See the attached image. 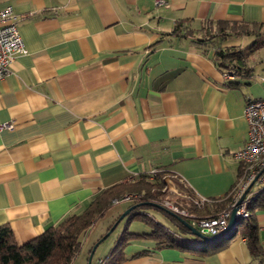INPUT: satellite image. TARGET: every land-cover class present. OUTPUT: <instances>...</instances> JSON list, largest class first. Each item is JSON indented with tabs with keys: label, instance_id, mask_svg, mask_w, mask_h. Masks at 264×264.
Segmentation results:
<instances>
[{
	"label": "crops",
	"instance_id": "obj_1",
	"mask_svg": "<svg viewBox=\"0 0 264 264\" xmlns=\"http://www.w3.org/2000/svg\"><path fill=\"white\" fill-rule=\"evenodd\" d=\"M168 2L0 0V9L12 8L27 50L0 80V123H13L0 130V226L18 244L151 168L162 170L164 200L189 211L192 199L222 198L237 182L241 164L234 153L247 140L243 108L264 97V0ZM179 22L186 32L172 34ZM215 22L224 34L199 42ZM219 46L235 47L244 62L219 65ZM172 178L192 199L177 192ZM122 202L119 211L135 201ZM151 210L161 212L144 209L180 245L158 246L151 226L129 215L111 241L92 251L111 227L96 229V221L71 264H88L91 253V263L104 257L123 234L117 264H264V206L248 209L256 252L242 230L247 220L220 235L226 238L213 249Z\"/></svg>",
	"mask_w": 264,
	"mask_h": 264
},
{
	"label": "trees",
	"instance_id": "obj_2",
	"mask_svg": "<svg viewBox=\"0 0 264 264\" xmlns=\"http://www.w3.org/2000/svg\"><path fill=\"white\" fill-rule=\"evenodd\" d=\"M235 26V24H231L230 28L236 30ZM210 29H213L215 34H209V29H206V37L198 38L199 42L223 35L225 27L223 23L215 22L211 25ZM185 30L186 26L182 22H179L174 25L171 33L179 35L186 32ZM243 30L246 31V29ZM214 56L218 60L217 63L219 65H225L226 67L238 66L244 62L240 52L233 46L217 47ZM232 60H236L237 64H232ZM141 176L135 183L118 184L100 191L83 212L66 217L57 225L45 229L41 234L22 244H18L15 241L8 226L1 225L0 264H71L80 248L81 238L84 233L93 224L94 220L102 215L109 207L112 199L120 198L125 193H132L138 198L134 202L136 207L130 211V218L134 216L143 218L151 226L149 235L156 241L158 246L180 245L178 237L175 236V232L169 231L168 227L163 223L153 221L148 216V213L144 211L145 208L158 209L168 217L169 221L176 226L179 232L192 235L189 229L177 217L168 213L170 211L169 209L157 203L159 201L156 200V197L160 196L159 189L162 186L161 172H158L152 178L147 172ZM259 199V196L254 198L251 201L253 205H249L248 209H253L256 205L264 206L263 200L261 201ZM231 201L232 196L231 192H229L222 198L211 199V201L201 207H193L194 212H191L199 217L213 216L220 210L226 208ZM148 202H155L160 205L157 207L162 209L148 205ZM220 207L221 209H218ZM183 218L190 223L191 220L189 217L184 216ZM246 220L242 230L247 238L250 249L256 252L258 250L256 225L251 214ZM225 238L222 236L214 240H204L201 242L212 244V248L217 249L221 247ZM126 240L127 238L124 234L121 238L119 237L115 246L104 256V264H117V261L121 258V255H118L116 250L117 246L121 247ZM208 250V247H206L203 251Z\"/></svg>",
	"mask_w": 264,
	"mask_h": 264
},
{
	"label": "built area",
	"instance_id": "obj_3",
	"mask_svg": "<svg viewBox=\"0 0 264 264\" xmlns=\"http://www.w3.org/2000/svg\"><path fill=\"white\" fill-rule=\"evenodd\" d=\"M154 4L156 6H168L169 2L168 0H154ZM26 53L27 50L20 36L12 8L6 6L0 9V80L8 72L11 61L16 56L25 55ZM262 79L264 80V77ZM243 116L247 122V140L234 153L235 158L241 164V168L238 180L230 191L232 196L231 203L216 215L199 217L189 210L178 208L177 205L169 200L162 202V206L170 211L189 217L191 220L190 224L207 236L221 233L224 230L231 207L249 186L248 192L243 197L236 211L239 218L238 221L250 215L248 205L254 198L259 196L264 199V97L247 100L243 108ZM12 127V122L0 123V130L4 128L11 129ZM161 171L158 168H151L147 173L152 178ZM254 186L259 187L254 190ZM130 196V194H127L121 198H114L112 201L116 203L127 200ZM192 201L197 207H201L211 200L202 197L194 198ZM91 264H104V257L97 258Z\"/></svg>",
	"mask_w": 264,
	"mask_h": 264
},
{
	"label": "rangeland",
	"instance_id": "obj_4",
	"mask_svg": "<svg viewBox=\"0 0 264 264\" xmlns=\"http://www.w3.org/2000/svg\"><path fill=\"white\" fill-rule=\"evenodd\" d=\"M207 29H209V33H211V32H214V30L213 29H210V28H207ZM238 40V39H237ZM245 39H243L242 38V40L240 41V39H239V43H241V45H242V47H244V45H245ZM231 42V41H230ZM261 64V63H260ZM260 66H264V65H260ZM162 176V175H161ZM163 177V176H162ZM173 180H174V183H175V185H177V192L178 193H180L182 196H184L185 197V199H187V200H190V199H192V196H190V194H189V191H187V189L181 184V182H179V181H177L176 179H174V178H172ZM170 180H171V178H170ZM164 183H165V180H164ZM259 186H254L253 187V189L255 190V189H257ZM165 189V187L162 185L161 187H160V189H159V191H160V196L159 197H156V200H158L159 202H157V203H159V204H162V202H163V200L164 199H166L167 197H168V195H167V190H164ZM127 194H130V193H125V194H123L122 196H124V195H127ZM131 196H130V198L129 199H127V200H130V199H134V201L135 200H137L138 198L134 195V194H130ZM121 196V197H122ZM120 197V198H121ZM111 203H113V204H110L109 205V207L106 209V211L104 212V214L103 215H100V216H98L95 220H94V222H93V224L89 227V229L91 228V227H93V225L95 224V222L97 221V228L96 229H98V227H101V226H108L109 224H111V225H113V223H114V221L119 217V215L123 212V211H119V207L120 206H117L116 205V203H114L113 201H111ZM119 204H123V202L122 201H119ZM124 204L126 205V204H128V202H124ZM176 205V204H175ZM162 206V205H161ZM177 207L178 208H182V207H180L179 205H177ZM182 209H184V208H182ZM187 210V209H186ZM151 212L155 215V217L157 218V219H159V220H161V221H165L164 220V216L161 214V212H158V211H155V210H151ZM175 213V212H174ZM177 215H179V216H181L182 217V215H180V214H178V213H176ZM184 217V216H183ZM182 217V218H183ZM114 220V221H113ZM245 220H246V218H244V219H242V221H240V223L241 224H243L244 222H245ZM124 222H125V218H123V219H121L120 221H119V223L116 225V227L102 240V242H101V244L103 245L104 243H106V242H109V241H111V239L114 237V236H116L117 235V233L118 232H120L122 229H123V227H124ZM88 229V230H89ZM93 229V228H92ZM194 237V236H193ZM192 240H194V241H196V239L194 238V239H192ZM97 258H99V257H95V259L92 261V263L93 262H95V260L97 259Z\"/></svg>",
	"mask_w": 264,
	"mask_h": 264
},
{
	"label": "water",
	"instance_id": "obj_5",
	"mask_svg": "<svg viewBox=\"0 0 264 264\" xmlns=\"http://www.w3.org/2000/svg\"><path fill=\"white\" fill-rule=\"evenodd\" d=\"M250 186L248 188L245 189V191L241 194V196L238 198V200L234 203V205L231 207V210H230V214H229V217H228V221H227V224L224 228V230L221 232V233H217L215 235H212V236H207L203 233H201L197 228H195L194 226H192L189 222H187L184 218H182L181 216L177 215L176 213L172 212V211H169V213L175 217H177L188 229L189 231L191 232V234L199 237L201 240H213V239H216L218 238L220 235L226 233V232H229L231 230V228H233V226L239 222L238 221V216L236 214V211H237V208L239 206V204L241 203L243 197L245 196V194L248 192ZM150 205H155V206H160L154 202H148ZM136 205L133 204L131 205L129 208H127L125 211H123L119 217L114 221L113 225H111V227L109 228V230L101 236V238L93 245V249L92 251L94 250V248L96 247L97 243L101 240H103L115 227L116 225L119 223V221L123 218H128V216L130 215V211L135 208ZM92 254V253H91ZM91 254L88 258V264H91Z\"/></svg>",
	"mask_w": 264,
	"mask_h": 264
}]
</instances>
